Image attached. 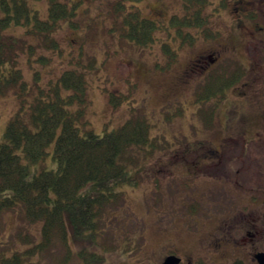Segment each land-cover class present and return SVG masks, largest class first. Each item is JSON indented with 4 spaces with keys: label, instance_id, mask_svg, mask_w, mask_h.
<instances>
[{
    "label": "rangeland",
    "instance_id": "obj_1",
    "mask_svg": "<svg viewBox=\"0 0 264 264\" xmlns=\"http://www.w3.org/2000/svg\"><path fill=\"white\" fill-rule=\"evenodd\" d=\"M66 1L70 7L73 0ZM113 1L80 0L74 8L76 14L60 20L51 34L59 46H45L49 41L28 34L23 24L3 30L24 41L19 66L27 82L33 81L35 72L38 83H43L66 67H76L78 61L93 62L86 67L87 127L100 133L105 122L110 129L135 113L149 122L148 134L154 145L148 163L144 162L146 175L136 185H124V194L109 206L103 222L110 223L105 235L109 240L115 234L117 247L104 252L96 264H160L168 253L209 264L238 258L253 262L252 254L264 250V115L260 113L264 109V29L252 34L249 29L264 26V0H225L224 5L209 0L206 8L212 15L208 37L197 34L198 39L189 45L161 31L153 43L144 46L130 40L125 43L112 34L116 22ZM161 2L174 5L175 0ZM178 3L182 5L181 0ZM150 5L159 2L154 0ZM33 6L41 10V17L45 15L46 0H36ZM239 10L247 14L254 11V18H239ZM169 31L173 32L171 28ZM162 42L169 43L175 53L167 68H163L167 66V52L161 48ZM30 43L34 44L32 53L28 52ZM200 53L210 54L214 62L201 70H187L189 60ZM236 65L244 68V75L235 86H227L223 99L218 92L202 103L194 100L210 73ZM110 91L121 95L120 104H111ZM67 93L62 89V94ZM216 100L213 124L206 126L200 116ZM17 108L12 92L0 95V142L6 122ZM226 116L234 124L233 138H222L230 127L225 125ZM250 129L263 135L257 138L255 134L256 141L249 140ZM194 137L209 148H218L221 161L204 172L199 170L192 178L196 187L186 188L180 181L188 175L185 157L170 155L166 149L175 146L178 151L180 143H192ZM45 149L43 158L30 163L33 172L56 167L54 140ZM226 154L233 155L230 164ZM196 157L192 154L189 159ZM40 225L41 221H27L17 208L4 211L0 214V250L6 255L14 249L28 250L22 235L27 234L31 242L38 241ZM224 232L229 243L217 247L215 236ZM69 244L75 247L71 241ZM64 250L56 238L32 260L35 264H58ZM68 264L79 261L72 259Z\"/></svg>",
    "mask_w": 264,
    "mask_h": 264
},
{
    "label": "trees",
    "instance_id": "obj_2",
    "mask_svg": "<svg viewBox=\"0 0 264 264\" xmlns=\"http://www.w3.org/2000/svg\"><path fill=\"white\" fill-rule=\"evenodd\" d=\"M46 2L47 13L41 17L34 2L0 0V95L12 92L18 100V108L6 122L4 140L0 142V214L17 208L27 221H41L39 240H32L31 247L24 252L14 249L6 255L0 250V264H35L32 256L40 255L56 238L65 246L58 264H68L72 259L79 264H96L102 258L100 251L117 246L115 234L109 240L105 235L110 223L103 222L109 206L124 194V185H136L143 180L154 144L148 134L149 122L139 113L110 129L105 122L100 133L87 127L86 67L92 65L91 60L78 61L76 67H66L43 83H38L36 72L33 81L23 78L19 55L24 41L3 30L23 24L28 34L48 40L45 46H59L51 34L59 26V20L75 15L77 3L68 7L65 1ZM182 2V13L172 14L168 28L163 30L170 39L181 38L192 45L198 39L197 34L208 37L212 12L206 10L208 0ZM122 8L120 2L113 4L115 31L137 45H146L160 26L140 17L136 11L125 12ZM254 15L251 11L248 17ZM161 48L167 52V66L163 67L167 68L175 60V53L167 42H162ZM33 49L34 44L30 43L28 52ZM244 72V68L236 65L210 73L194 100L203 102L218 92L222 94ZM62 89L68 93L62 94ZM109 96L111 104L121 103L119 93L110 91ZM52 140L56 167L33 172L30 163L43 158ZM190 210L193 212V206ZM21 239L26 244L31 242L27 234ZM69 240L76 248L70 246ZM230 264L249 263L237 259Z\"/></svg>",
    "mask_w": 264,
    "mask_h": 264
},
{
    "label": "flooded vegetation",
    "instance_id": "obj_3",
    "mask_svg": "<svg viewBox=\"0 0 264 264\" xmlns=\"http://www.w3.org/2000/svg\"><path fill=\"white\" fill-rule=\"evenodd\" d=\"M152 1L154 0H114V2H120L123 4V11L125 12L136 11L139 13L140 17L151 20V21H155L156 25L158 27L160 26V29L162 30L164 28H168L169 18H170L171 13H174L177 9L182 10L183 8L182 5L180 6V3L176 4L177 0H175L174 5H170L169 3L163 4L161 0H156L159 2V5L151 6L150 2ZM218 3H219V0H218ZM241 12H245V10H241ZM146 13H148L149 15H147ZM260 29H264V26L262 25L255 26L253 29H249V32L252 34V32L256 30H260ZM156 38L157 36L155 37L152 36L151 39L147 40V42H150L152 39L154 41ZM213 62H214L213 56H211L210 54L207 56L205 54L200 53L198 54L197 58L189 60L187 64V70H191L193 68H198L201 70V69H204L205 66H210ZM260 113L264 115L263 108L261 109ZM225 125H229L230 127H229V131L226 132V135L223 136L222 138H225V137L233 138V136L235 135L234 124L229 122L227 116L225 118ZM236 134L240 135V133H238L237 131H236ZM255 134L257 135V138H260L261 135H263V133L250 129V132L247 133L248 139L255 140V138H253ZM186 151L189 156L192 154H197V157L195 158L196 160L191 159L188 161L187 159H184V164L186 166L185 167L186 172L188 174L187 176L196 174L198 173L199 170H202L204 172L208 168L215 166L218 162L221 161L220 160V150L218 148H209V145H205L203 144V142L199 144H195V145L190 144L189 148H186ZM229 157L231 161L233 160L231 158L233 157V155L227 154L226 159H225L227 162H230ZM247 234L250 235L251 233L247 231ZM215 240H216L217 247L221 246L223 243L228 244L229 235L227 232L222 233V235L216 234ZM179 256L181 257V260L177 264H200L196 260H185L181 255ZM214 264H218V263H214ZM224 264H228V263H224Z\"/></svg>",
    "mask_w": 264,
    "mask_h": 264
},
{
    "label": "water",
    "instance_id": "obj_4",
    "mask_svg": "<svg viewBox=\"0 0 264 264\" xmlns=\"http://www.w3.org/2000/svg\"><path fill=\"white\" fill-rule=\"evenodd\" d=\"M255 258L259 264H264V251L255 253ZM179 257L175 255H167L162 264H173L179 261Z\"/></svg>",
    "mask_w": 264,
    "mask_h": 264
}]
</instances>
